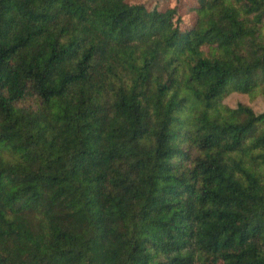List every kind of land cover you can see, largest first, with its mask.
Masks as SVG:
<instances>
[{"label":"trees","instance_id":"obj_1","mask_svg":"<svg viewBox=\"0 0 264 264\" xmlns=\"http://www.w3.org/2000/svg\"><path fill=\"white\" fill-rule=\"evenodd\" d=\"M0 0V264H264V0Z\"/></svg>","mask_w":264,"mask_h":264},{"label":"rangeland","instance_id":"obj_2","mask_svg":"<svg viewBox=\"0 0 264 264\" xmlns=\"http://www.w3.org/2000/svg\"><path fill=\"white\" fill-rule=\"evenodd\" d=\"M151 2V5H154L158 1L159 6L164 8L168 7H177L178 14L182 17L183 20H188L192 22L195 19V14L191 10L194 7L192 0H147ZM264 30V29H263ZM264 33V31H263ZM222 102L228 106H235L237 103H245L250 105L255 112L264 111V96L256 95L251 98L248 94L240 92H232L226 95Z\"/></svg>","mask_w":264,"mask_h":264}]
</instances>
